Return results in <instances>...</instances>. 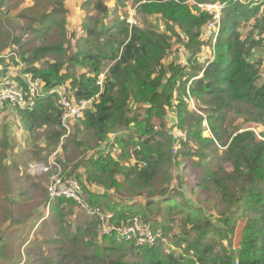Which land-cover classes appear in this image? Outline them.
Instances as JSON below:
<instances>
[{"label":"trees","instance_id":"16d2710c","mask_svg":"<svg viewBox=\"0 0 264 264\" xmlns=\"http://www.w3.org/2000/svg\"><path fill=\"white\" fill-rule=\"evenodd\" d=\"M52 1L54 5L48 11L33 12V6L25 7L16 14L18 21L9 22L11 26L17 22L14 27L26 33L57 27L61 38L39 46L27 58L22 56L28 65L23 73L15 75L16 80L25 88V74L41 81L46 89L63 83L68 87L69 83L70 99H92V104L81 118L71 121L75 134L62 123L64 110L58 94L37 97L32 109L15 106L17 116L26 130L32 135L35 132L34 146L47 166L50 154L59 146L64 152L72 146L74 151L67 160L60 155L54 160L64 176L81 183L82 196L89 205L109 208L111 224H129L138 216L162 235L147 245L134 240L119 242L115 232L101 233L100 221L95 217L84 219L69 231L56 221L68 205L76 202L59 197L49 205L47 192L46 206L57 225V237L43 244H54L56 252L43 250L32 264H264V130L257 129L258 125L264 126V62L253 58V49L264 44V0H193L226 4L215 43L216 57L208 65L198 63L196 56L205 43L200 37L212 16L206 12L194 14L189 0H134L131 7L137 23L129 21V10H125L129 0H116V15L110 21L104 0H86L83 9L94 6L103 16L86 15L85 35L76 42L74 54L65 46L68 10L64 0ZM5 2L0 0V11ZM138 19L147 26H140ZM0 20V50L10 43H20L22 37L11 36L4 29L1 13ZM251 21L256 24L244 35L240 28ZM35 22L38 26L33 27ZM175 44L180 51L188 50L189 66L169 58ZM50 55L52 60L48 59ZM43 58V65L37 64ZM8 63L5 56H0L1 74L7 72ZM78 66L88 72L77 77L71 69ZM201 71L203 75L197 77ZM103 73L106 75L100 85ZM142 107L145 116L140 113ZM169 111L176 119L174 127L186 136V140L177 137L184 147L181 156L202 169L194 186L220 196L225 209L220 225L206 208L184 193L177 196L171 189L175 137L167 127ZM154 118L162 119L159 128ZM205 121L209 136H204ZM117 127L127 129L126 136L107 143ZM5 131L1 142L3 172V160L9 156L8 150L15 148L13 138ZM76 150L81 156L75 161ZM89 150L92 153L87 156ZM210 154L219 163L204 166L202 159ZM190 178L189 183L194 184ZM191 184L187 185L193 190ZM89 185L112 190L115 197L91 191ZM117 196L140 200L123 204L114 200ZM242 222L241 239L236 245L234 237ZM177 223L180 232L168 241ZM7 242L8 237L0 232L2 256L7 254Z\"/></svg>","mask_w":264,"mask_h":264},{"label":"rangeland","instance_id":"374dc122","mask_svg":"<svg viewBox=\"0 0 264 264\" xmlns=\"http://www.w3.org/2000/svg\"><path fill=\"white\" fill-rule=\"evenodd\" d=\"M85 1L86 0H64V5L68 10L65 24L68 31V36L65 37L67 38L65 46H68L71 54L76 52L75 45L78 39L85 35L83 24L85 23L86 15L96 16L98 18L103 16L102 13L94 9V6L89 7L88 9H83L82 7ZM104 1L109 6L110 14L108 16V21H110L116 15V0ZM133 3H135L134 0H129L125 10H129V21L132 23H137L136 18H134L136 12L133 7H131ZM53 5L54 3L52 0H6L5 6L2 8L3 11H0L4 22V29L7 30L11 36H16L17 38L22 37V39L20 43H10L4 50H0V56H5L6 60L9 61L8 70L5 74H1V69L3 66L0 65V90L5 88L7 81L13 82V84L15 82L20 83L16 80L15 75L17 76V74L20 72L23 73L24 70L27 69L28 65L23 61L24 59H22V56L27 58L31 56L32 52L39 46L51 44L61 39L60 30L57 27L49 31L46 30L39 33H34L33 31L26 33L22 28L14 27L17 25V22H14L13 26H11L9 22L13 20L18 21L19 18L16 16V14L20 9L25 7L27 8L29 6H33V12H36L37 10L48 11ZM138 21L140 26H147L143 19H138ZM19 22L22 24V21ZM255 24V21H251L250 23L243 24L240 29L244 35H247L253 30V26ZM36 26H38V24L35 22L33 27ZM162 27L163 26L159 27V29H162ZM11 41L13 40H10L9 42ZM174 48L176 49L171 51L169 58H175L179 63H181V66H189L190 64L188 63L187 54H185L182 49L180 51L178 49L179 46L176 44ZM255 49L257 51L258 49H264V47H255ZM50 58L51 55L48 57V59ZM256 59H261L262 62H264V53L256 56ZM45 60L46 58L40 59L37 61V64L42 66V62H45ZM67 68L68 67H66L64 71H67ZM71 72H75V75L79 77L80 74L87 73L88 70L78 66L77 68L73 67ZM261 80L264 81V75H262ZM37 83L39 84L41 91L45 89L44 84L41 81L38 80ZM15 84V88H18V86ZM20 85L23 86L22 84ZM68 87H71L69 83ZM68 87L66 89L67 94H69ZM56 88H58L59 92L62 90L60 85H58ZM191 104V106L195 108L196 101L192 99ZM140 113L142 116L146 115L144 107L141 108ZM172 113V111H169L167 116L168 131H171L175 137V142L173 143L174 162L171 167L174 179L170 184L171 189L175 190L177 196H181V194L184 193L187 198L195 201L197 205L206 208L208 212L213 215L217 224L220 225V215L225 212L220 196L215 191H209L205 190L203 187L199 188L194 186L198 184V179L202 169H200V167H193L190 161L186 162L187 158L181 156V153L184 151V147L180 140H177V137L180 135H185L179 133V131H177V129L174 127L176 119L175 117L171 116ZM239 119L240 120L238 122H242V119ZM153 122L159 128L162 119L154 118ZM257 129L264 130V126L258 125ZM4 130H6V135L13 138L15 148L9 149V156L3 160L4 164L6 165L5 171L3 172L0 168V232L4 233V236L8 237V242L6 243L5 247L7 254L6 256H2L0 254V264H16V262L18 264L20 258L23 259L22 263L20 264H32L41 256L43 250L51 251L52 253L56 252L54 244L49 246L43 244L46 239L50 237H57V225L54 224L50 209H48L46 206L45 201L47 196V184L49 183L48 173L46 171L42 173L40 171H36L35 169L32 170V165L43 163L45 161L40 158L41 154L38 153L39 150H36V147L34 146V141L32 138L34 137L35 132L33 131L34 134L32 135L31 132L26 130L22 120L17 116L15 106L10 104H7L6 107H3L0 110V163L3 152L1 142H3L5 139ZM71 131L72 134H75L76 128H74V125L70 132ZM126 134L127 129L123 127H117L111 132L107 143L115 142L116 137H125ZM209 135H211L210 130L207 128L204 132V136ZM63 142L64 141L62 140V143ZM103 145L101 147H103ZM71 147L66 152H64L59 146L57 151H55L52 155L50 154L46 162L58 155L62 156L64 160H67V156H71V152L74 151V149H71ZM50 150H52V148H50ZM113 152L116 154L117 151L113 150ZM42 153L45 154L44 151ZM91 153L92 151L89 150L87 156ZM76 154L77 157L75 158V161L81 156V154L79 155L78 150H76ZM214 159V154H210L207 159H202L201 163L204 166H214V163H219L218 159ZM194 160H197V158H194ZM133 161L134 159L129 162ZM125 163L128 164V162ZM53 171L54 170H52V172ZM79 172L83 173L81 174V181L83 184H85L86 177L84 169H79ZM190 176L193 177L192 180H194V184L189 183L192 182ZM123 179L124 176H120V180ZM187 184H191L192 187L194 186V189L191 190V187H188ZM89 188L91 191L108 192L113 195L112 199L115 197V194H113L112 190H107L104 187L95 188L94 186L89 185ZM114 200L121 201L123 204H131V202H135L137 200L139 201L140 199L139 197L117 196ZM103 212L112 214L109 208L106 207H104ZM13 217H17L19 220L15 221ZM92 217L93 215L89 214L84 207H81L80 205L78 206V204L75 203L73 206L68 205L66 207V212L61 217H57L56 222L66 226L70 231L75 230L78 224L84 222V219L86 220V218H88L89 220ZM157 218L160 219L161 216H158ZM243 224L244 223L242 222L239 225L237 234L234 237L236 245L239 244L241 239V229ZM179 232V223H177V226H175L174 231L170 233V237L167 240L170 241V239L174 236V233Z\"/></svg>","mask_w":264,"mask_h":264},{"label":"built area","instance_id":"2783aa9c","mask_svg":"<svg viewBox=\"0 0 264 264\" xmlns=\"http://www.w3.org/2000/svg\"><path fill=\"white\" fill-rule=\"evenodd\" d=\"M193 4V12L196 15L200 13H209L212 16L210 22L205 26L204 31L201 35V39L205 43L202 44L200 52L196 56V60L200 64L208 65L216 57L215 43L220 36L222 27L223 10L226 6L225 3L220 1H207V2H196L189 0ZM208 41V42H206ZM182 51L189 55L188 50L185 48ZM105 73L101 74L99 84L105 78ZM27 77L28 87L21 86L20 83H14L18 86L15 88L13 82L7 81L6 86L3 90H0V110L6 107L7 104L12 106H19L21 108L32 109L34 102L37 97H47L50 94H58V103L64 110L62 123L70 132L71 121L79 119L83 116V112L91 107L92 99H81L79 101L72 100L66 93V84H60L61 91L58 88H48L41 91L38 80L32 78L31 74H25ZM193 103V102H192ZM206 128L208 123L205 124ZM182 133V132H179ZM184 135V133H182ZM181 136V135H180ZM186 140L185 136H181ZM48 173V184L47 192L49 196V205L59 197H66L74 200L78 206L84 207L86 211L93 215L95 219L100 221V231L102 234L116 233L117 240L122 242L123 240L131 241L134 240L139 245L153 244L158 241L161 237L160 232H155L150 223L141 221L137 216L128 224L116 225L110 223V217L112 214L104 213V208L101 206H91L83 198V190L81 183L75 178H68L62 174L61 167L55 162L54 158H51L50 164L47 166L44 163H38L32 165V170ZM57 169V171H55ZM52 170H54L52 172ZM92 217V218H93Z\"/></svg>","mask_w":264,"mask_h":264},{"label":"crops","instance_id":"0c3cea01","mask_svg":"<svg viewBox=\"0 0 264 264\" xmlns=\"http://www.w3.org/2000/svg\"><path fill=\"white\" fill-rule=\"evenodd\" d=\"M259 31L257 30V32H256V36H258V33ZM263 37H264V34L262 35ZM258 47H264V44L262 45V46H258ZM264 53V49H258L257 51H256V49L254 48L253 49V58L255 59V60H261V59H256V56H259V55H261V54H263ZM261 58V57H260ZM263 69H264V67H263ZM263 75H264V70H263ZM95 188H99L98 186H94ZM97 192H99V191H97Z\"/></svg>","mask_w":264,"mask_h":264},{"label":"clouds","instance_id":"9594fccd","mask_svg":"<svg viewBox=\"0 0 264 264\" xmlns=\"http://www.w3.org/2000/svg\"><path fill=\"white\" fill-rule=\"evenodd\" d=\"M222 20H223V18H222ZM222 28V27H221ZM221 33V32H220ZM214 61V60H213ZM203 75V71H201L199 74H198V76L197 77H201ZM194 79V78H193ZM83 99H87V98H83ZM155 232H159V231H155ZM161 233V232H160ZM162 235V234H161Z\"/></svg>","mask_w":264,"mask_h":264},{"label":"water","instance_id":"95a60500","mask_svg":"<svg viewBox=\"0 0 264 264\" xmlns=\"http://www.w3.org/2000/svg\"><path fill=\"white\" fill-rule=\"evenodd\" d=\"M168 118V117H167Z\"/></svg>","mask_w":264,"mask_h":264}]
</instances>
